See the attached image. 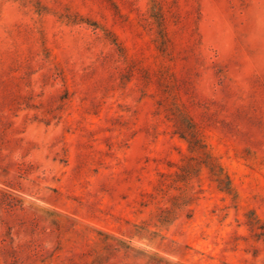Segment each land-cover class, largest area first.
Masks as SVG:
<instances>
[{
	"label": "rangeland",
	"instance_id": "374dc122",
	"mask_svg": "<svg viewBox=\"0 0 264 264\" xmlns=\"http://www.w3.org/2000/svg\"><path fill=\"white\" fill-rule=\"evenodd\" d=\"M0 264H264V0H0Z\"/></svg>",
	"mask_w": 264,
	"mask_h": 264
}]
</instances>
